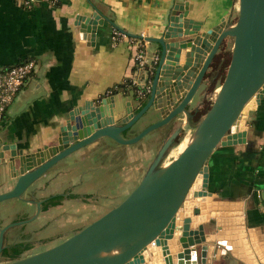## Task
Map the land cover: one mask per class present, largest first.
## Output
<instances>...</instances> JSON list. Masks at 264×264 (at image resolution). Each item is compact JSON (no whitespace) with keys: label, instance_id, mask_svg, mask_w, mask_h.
<instances>
[{"label":"water","instance_id":"95a60500","mask_svg":"<svg viewBox=\"0 0 264 264\" xmlns=\"http://www.w3.org/2000/svg\"><path fill=\"white\" fill-rule=\"evenodd\" d=\"M236 11L234 23L205 31L199 22L187 21L185 12L170 16L166 31L157 38L122 31L156 48L141 69L145 104L135 113L126 101L117 118L120 125L115 124L116 104L110 109V119L102 122V104L108 96L100 95L90 101L89 108L85 105L80 113H68L54 144L31 152L17 150L14 144L2 146L0 159L9 151L6 166L15 182L0 192V203L11 198L29 202L23 195L32 183L73 152L103 138L133 144L180 114L189 117L196 105L191 106L192 98L203 89L215 53L225 38H232L229 64L217 94L174 158L160 164L178 129L166 138L122 201L69 236L12 260L2 258L0 264H211L212 258L220 257L230 263L239 259L243 264H258L243 229H225L210 222L213 216L239 212H233L228 202L213 200L216 194L205 189V167L213 150L242 141L243 111L253 98L264 96V0H237ZM146 113L147 119L159 118L136 135L124 136L123 131H132ZM40 211L41 201H37L36 213ZM32 219L0 228V254L7 230Z\"/></svg>","mask_w":264,"mask_h":264},{"label":"crops","instance_id":"0c3cea01","mask_svg":"<svg viewBox=\"0 0 264 264\" xmlns=\"http://www.w3.org/2000/svg\"><path fill=\"white\" fill-rule=\"evenodd\" d=\"M236 5L237 0H35L32 6L25 7L16 0H0V72L24 61L35 62L34 72L7 109L0 127V149L4 144H14L17 150L31 152L54 144L60 127L68 120V113H80L85 105L89 108L90 101L125 79L141 87L142 70L137 67L134 54L141 48L147 63L152 54L146 59V47L153 45L154 50L156 45L129 37L122 31L157 38L166 31L170 16L184 12V18L199 22L203 31L223 27L232 24ZM218 86L217 83L215 90ZM106 96L102 104V122L110 119L109 112L115 104L119 107L117 113L114 111L117 119L122 116L126 101L133 107L136 103L121 93ZM200 99L195 108L201 103ZM158 118H146L140 128ZM239 129L245 130L242 141L216 147L205 167L206 191L216 194L213 200L228 202L233 205V212L239 213L213 216L210 222L225 229H243L253 259L264 264V96L259 100L253 98L246 105ZM132 135L131 131L128 137ZM99 143L73 152L34 181L23 195L31 201L15 198L11 205L0 203V228L17 218L33 216L32 220L17 227L26 246L23 253L39 251L81 228L53 236L43 235L50 224L49 215L55 209L85 202L86 205L90 203L86 209L93 214L98 211L99 203L113 207L117 193H128L137 185L139 171L153 154V147L147 148L145 144L141 153L136 152L137 146L128 149L127 172L123 170L116 185H110V194H100L93 188L81 193L70 190L68 193L75 196L65 197L58 205L42 209L47 198L58 194H44L58 178L79 169V177L72 175L75 179L70 178L66 184L78 186L89 177V173L82 174L86 171L81 164L85 162V154ZM8 157L9 151H4L0 159L5 175L0 179V192L8 190L15 182L6 166ZM37 201L42 203L39 213H36ZM16 203L22 205L21 210L7 214ZM12 227L5 233L7 244L11 246L16 242ZM211 264L243 262L235 259L230 263L220 257L219 260L212 258Z\"/></svg>","mask_w":264,"mask_h":264},{"label":"rangeland","instance_id":"374dc122","mask_svg":"<svg viewBox=\"0 0 264 264\" xmlns=\"http://www.w3.org/2000/svg\"><path fill=\"white\" fill-rule=\"evenodd\" d=\"M236 17H237V11L235 10L234 12L235 20H236ZM231 48H232V38H228L227 50H231ZM152 50H153V45H148L146 47V54H147L146 59L149 56H151ZM218 80H220V77ZM218 88L219 86L217 87V90L215 91L212 90L204 97V102H201L203 111L205 107L209 104V102H213L217 94ZM201 90L202 89L199 88L195 96L192 98L191 106L195 105L197 100L201 97L202 95V93H200L202 92ZM148 113L143 115L135 123L132 129L133 135L135 133L140 132V130L143 129L140 127H141L142 122L146 121V117ZM197 124H198V121L192 122L190 120V117L180 114L176 117V119L169 122L167 125H163L161 127L151 130L145 136H143L140 140H138L137 142L133 144H120L109 138H103L102 140H99L100 143L97 148L85 154L86 155L85 162L81 164L82 168L85 169L86 171L82 174L89 173L88 178L83 179L82 183L78 184V186H76L75 184L71 186H66V184H68V180L75 179V178H71L72 175H76L77 177H79L80 175L81 171L79 169H74L69 172V175H63L60 178H58L57 181H55L54 184L50 188H47L45 190L44 194L58 193V194L66 195V194H69L68 192L70 190L73 192L78 191L79 193H81L83 191H88L93 188L95 189V191L97 192L99 191L100 194L105 193L106 195H108L112 192L110 191V188H112L110 185L113 183L116 185L117 178L118 179L120 178L119 176L122 174L123 170H124L123 173L127 172L125 170L126 163L130 162L129 155L127 154L128 149L134 146L135 147L137 146L138 148L136 147L137 148L136 152L138 151L137 153L139 152L141 153V151H143L144 146L147 148L153 147V151H152L153 154L150 160L147 162V165H145V167H143L139 171V181H140L142 176L146 173V170L149 167L150 163L155 159L160 147L162 146L166 138L175 129L179 130L177 134V137L179 138L178 143L173 142V144L165 151L163 157L161 158L160 164H165L169 162L172 158H174L178 154V148H177L178 145L181 142H183V140L185 139L188 142V140L194 134ZM143 144L145 145L143 146ZM1 166L2 165H0V179H4L5 175L4 173H2L3 170L1 169ZM128 193L127 192L117 193L118 196H116L117 198L114 200L115 201L114 203L118 204L120 201H122L126 197V194ZM14 199L15 198L7 199L3 201L5 202L3 204L11 205V201ZM47 202L45 201V204L49 203ZM16 204L17 205H15L13 209L9 208V210H7V214H13V213L19 212L22 205L20 203H16ZM87 205H90V203L89 204L87 203ZM87 205L85 202H81V203L76 202V203H73V206L65 205V206H62L61 208L55 209L49 215V218L53 220L49 219L50 224L47 226V228L43 232V235L53 236L55 233L58 234L64 231H70V230L76 229L77 227L82 228L85 225L92 222L93 220H95L96 218L100 217L102 214H104V212H106L112 207L111 205H108L107 203H99V205L102 207L99 206L98 211L92 214V213H88L89 211L88 209H86ZM94 214L96 216H93ZM74 218H77L78 220L76 219L74 220ZM24 219H21L18 221H23Z\"/></svg>","mask_w":264,"mask_h":264},{"label":"trees","instance_id":"16d2710c","mask_svg":"<svg viewBox=\"0 0 264 264\" xmlns=\"http://www.w3.org/2000/svg\"><path fill=\"white\" fill-rule=\"evenodd\" d=\"M234 21H235V19L232 20V23H234ZM227 44H228V38L224 39V41L220 44V46H219L217 52L215 53L213 60L210 64V69L206 73V75L204 76V79H205L204 81H208V79H209L212 82V85H211L209 92H211L212 90H215L216 84L217 83L221 84V82L223 81V78L225 76V72H226L227 66L229 64L230 54H231V50H227ZM219 77H220V80H218ZM141 91H142L141 88L135 87L131 80L125 79L123 82L116 84L114 87H112L108 92H105V94H103V95H111V94L121 93L123 96L131 97L133 102H136L135 106H134V112L136 113L145 104V101L147 98V95L144 98L141 97L142 96ZM211 104H212V102H209V104L205 107L204 111L202 108V103L199 104V106L200 105L201 106L198 107L193 112L191 110L192 115L190 116V120L192 122L199 121L201 119V117L209 109ZM178 139L179 138L177 137V139H175L174 143H178ZM73 196H75V195L74 194H67V195L55 194V195H52L45 200L46 202L48 201L49 203L47 202L48 204L43 206L42 209H44V207L56 206L65 197H73ZM76 196H78V195H76ZM24 251H20L16 254H12V256H10V257L9 256H7V257L2 256V258L4 260H12V259H15V258H18L19 256H21V254ZM9 252H12V250Z\"/></svg>","mask_w":264,"mask_h":264},{"label":"built area","instance_id":"2783aa9c","mask_svg":"<svg viewBox=\"0 0 264 264\" xmlns=\"http://www.w3.org/2000/svg\"><path fill=\"white\" fill-rule=\"evenodd\" d=\"M34 1L35 0H16V2L25 7L32 6ZM134 59L139 69H142L146 64L144 52L141 48L134 54ZM34 69L35 62L28 60L0 72V127L4 121L8 107L17 93L25 85L27 79L34 72Z\"/></svg>","mask_w":264,"mask_h":264},{"label":"flooded vegetation","instance_id":"af4514ba","mask_svg":"<svg viewBox=\"0 0 264 264\" xmlns=\"http://www.w3.org/2000/svg\"><path fill=\"white\" fill-rule=\"evenodd\" d=\"M228 38V37H227ZM211 64V63H210ZM210 69V66H209V68H208V70ZM211 85H212V82L208 79V81H205V84H204V87H203V90H202V95H201V102H204V97L208 94V92H209V90H210V88H211ZM199 104H201V103H199ZM199 104L197 105V107L196 108H194V109H192V112L194 111V110H196L198 107H200L199 106ZM192 114H191V111H190V113H189V117L191 116ZM115 124L116 125H120L121 123H119L118 121H117V119H115ZM131 134V130H128V129H126L125 131H123V135L124 136H126V137H128V135H130ZM137 133H135L134 135H136ZM134 135H132V136H134ZM132 136H130V137H132ZM177 138V136L175 137V139ZM1 161V160H0ZM21 210V209H20ZM18 220H21L20 218L18 219H16L15 220V222H19ZM11 223H14V221L13 222H11ZM20 224H17V225H15V226H13L11 229H14L15 231H14V239L16 240V242L15 243H13V245L11 246V245H9V244H7V237L5 236L4 237V240H3V248H2V250H1V254H0V261H1V259H2V256H4V257H7V256H12V254H16V253H18V252H20V251H24V250H26V246H24V244L22 243V235H21V230H18V226H19ZM19 231V232H18ZM12 250V252H9V251H11Z\"/></svg>","mask_w":264,"mask_h":264},{"label":"bare ground","instance_id":"6f19581e","mask_svg":"<svg viewBox=\"0 0 264 264\" xmlns=\"http://www.w3.org/2000/svg\"><path fill=\"white\" fill-rule=\"evenodd\" d=\"M187 144V140H183V142H181L179 145H178V152H180Z\"/></svg>","mask_w":264,"mask_h":264}]
</instances>
